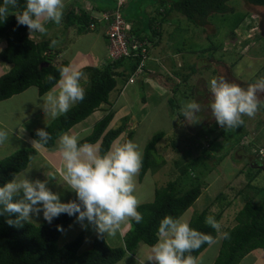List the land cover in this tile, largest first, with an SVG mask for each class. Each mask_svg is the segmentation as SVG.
Here are the masks:
<instances>
[{"label": "rangeland", "instance_id": "obj_1", "mask_svg": "<svg viewBox=\"0 0 264 264\" xmlns=\"http://www.w3.org/2000/svg\"><path fill=\"white\" fill-rule=\"evenodd\" d=\"M158 3V0H127L123 14H127L129 18L140 24L145 22L147 25L146 9L150 4L159 5ZM229 4L234 7V12L211 14L205 27H198L187 20L184 15L176 11L170 12L168 7L165 8L164 12L167 16L170 12L169 21L164 23V20H160V22L164 23L165 29L173 31L174 42L170 49L183 50L181 59L183 65L179 62L178 71L160 70L155 72L158 75V80L165 84V87L164 85L157 86L158 90L162 88L161 91H158L160 96L157 100L154 99L147 104V115L142 116L140 113L143 106L141 101H138L133 109L141 120V124L136 125L133 132V141L140 144L143 154L146 144L156 132L164 131L166 133L158 144L157 151L160 157L154 155L155 158H159L160 167L151 168L142 184H139V175L137 177V190L142 202L152 200L154 186L161 188L172 180H179L180 190L190 187L191 179H179L181 176L176 164L177 161L186 160L185 157L189 152L193 157L200 159V173H205L202 176L204 185L200 197L182 216L190 220L196 212L207 209L208 216H214L221 223V232H226V229L232 227L236 222L237 210L244 204L243 197L238 195L237 191L242 189L252 177H254L253 184L264 185V162L253 150L264 145V108L254 118L244 117L247 133L241 137V140H236L237 132L241 130V127L230 129L226 135H222V128L214 120L209 108L212 98L209 81L213 77H224L229 82L238 83L242 87H247L258 78L264 77V7L250 4L246 0H230ZM129 5H131L130 8H128ZM162 7L164 8V6ZM161 26L156 27L161 28ZM91 33L93 34L90 36L77 38L74 47L70 49L72 41L75 40L74 36L70 38L69 33H61L54 39L58 41L55 47L65 46L64 50L69 49L67 52L70 51L71 58V53L74 50L86 49L89 39H93L95 34L102 36L99 31ZM161 33L163 34V29ZM56 62L60 63L61 60H56ZM88 73L87 71V75ZM118 81L121 84L126 82L123 79ZM87 83L89 85V82ZM134 87L137 92L140 89V95L144 94L145 89L141 90L140 85L137 84ZM34 91L36 90H29L22 95L16 94L5 103L10 102L11 108L20 110L25 107L26 103L32 105L39 98ZM115 91L111 92L112 99L118 96ZM170 97L177 101L176 109L170 105L168 101ZM25 99L28 101L23 103L22 100ZM188 101H196L202 106L199 123L189 124L183 116H180L182 105ZM5 109L6 106L0 105V113ZM26 117H28L26 113L18 112L8 115V122L10 126H13ZM33 123L34 121H31L29 125L30 130L40 128L35 127ZM131 125H127V131L134 129L128 128ZM0 128L4 127L0 125ZM211 129L213 130L211 131ZM83 132L80 131V133ZM24 139L26 142L17 139L9 132V139L4 144H0V159L17 149L33 146L30 140L34 138L31 135ZM208 144L211 145L210 148H206ZM258 166L261 167V172L255 174L259 169ZM155 171L157 172L155 173ZM23 175L31 181L36 179L46 181V186L60 195L61 202L66 203L75 198V193L67 188L57 172L49 176L41 174L40 169L33 163ZM194 176L195 174L192 177ZM219 194L222 195L220 199L218 198ZM75 220L62 233L59 245L65 244L84 232L86 244L82 246L81 250H87L96 235L93 226L87 218L82 222L85 227H82V223L77 220V215ZM30 221L40 224L43 221V210L41 209L38 218L33 216ZM126 232L127 229L124 234L118 233L115 237L106 236V240L110 246L123 245ZM221 239L216 245L206 248L199 257L201 264H213L221 247ZM148 247L149 245L146 243H140L134 253H127L117 264H137L136 256L142 257ZM129 254L131 255L129 256ZM145 264H152V262L145 261ZM240 264H264V250L252 251Z\"/></svg>", "mask_w": 264, "mask_h": 264}, {"label": "trees", "instance_id": "obj_2", "mask_svg": "<svg viewBox=\"0 0 264 264\" xmlns=\"http://www.w3.org/2000/svg\"><path fill=\"white\" fill-rule=\"evenodd\" d=\"M229 1L165 0L163 2H170L169 11H176L184 15L194 25L205 27L211 14L234 12V7L229 4ZM246 1L264 7V0ZM91 2L100 12L115 9V0H91ZM25 3L26 0H18L19 7L13 9L9 6V9L14 13L20 12L25 7ZM94 20L86 12L76 14L75 3H72L64 12L63 34L68 33L71 26L78 24L83 26L82 29L89 30L88 25ZM155 21L154 18L148 19L146 25L148 31L132 30L130 35L141 39L148 38L152 43H155V37L158 36L161 39L162 36L160 30L155 27ZM2 37H6L8 45L0 52V59L6 63H12L13 67L0 76V101L20 94L31 86L38 87L40 94L44 95L55 83V81L46 82L45 77L52 75L58 80L59 69L69 64L67 60L56 62V58L62 50L50 47L53 39L36 42L29 37L26 26L17 25L15 15H9L6 22L0 20V38ZM138 64V57L122 56L110 60L107 65L101 68L88 67L89 85L85 90V99L83 102L75 104L67 114L54 119L45 128L52 136L46 148L53 147L59 134L85 120L102 104L108 103L112 106L110 95L116 89L118 80H129ZM142 99L144 101L146 99L145 91L142 94ZM168 101L174 109L177 108L178 103L173 97H170ZM114 115L115 111L111 108L95 123L91 134L86 137V140L93 144L100 141L101 152L106 151L127 128L128 118L119 127L109 129ZM229 130L222 129L221 134L226 135ZM133 132V130L127 132L128 136L125 141L133 140ZM237 133L236 140H241V137L247 133L245 126H241V130H238ZM165 135L164 131L156 132L146 144L143 167L139 173L140 180H143L151 168L160 167L161 162H158L159 158H157L159 156L157 144ZM31 136L38 139L36 132L31 133ZM37 154L38 150L35 147L28 146L0 159V186L25 170ZM185 158L186 160L177 161L176 164L181 176L179 179H191L190 187L180 190L179 180H172L165 186L156 189L153 201L141 203L138 210L143 214V222L140 224L135 221L130 222V229L124 236L123 245L110 246L106 238L98 239L95 236L92 247L82 251L81 248L85 241L83 232L65 244L59 245V239L63 232L57 230V225L62 226L65 230L73 223L78 213L73 216L61 213L59 216L53 217L51 224L43 219L40 224L28 221L20 227H12L6 223V219H16L15 215H4L0 216V264H117L127 253H134L140 243L153 245L157 240L160 220L166 215L182 216L202 193L204 185L202 176L205 173H200V159L193 157L189 152ZM260 168L255 174L261 172ZM194 174L195 176L192 177ZM248 175H250L249 172ZM253 180L254 177L250 178L244 187L237 191V194L243 197L244 204L235 216L236 225L226 229L229 238L222 239L219 253L213 264H240L242 259L255 249H264V185L253 184ZM221 196L219 194L218 198L220 199ZM73 199L75 198L70 200ZM206 217H208L207 209L196 212L190 219L191 227L217 237L218 233L205 224ZM207 247H209L207 244L203 245L193 255L199 257Z\"/></svg>", "mask_w": 264, "mask_h": 264}, {"label": "clouds", "instance_id": "obj_3", "mask_svg": "<svg viewBox=\"0 0 264 264\" xmlns=\"http://www.w3.org/2000/svg\"><path fill=\"white\" fill-rule=\"evenodd\" d=\"M9 6L19 7L18 0H2L0 20L6 22L9 15H15L18 26H26L29 37L33 34L47 35L49 23L60 25L66 8L65 0H26L20 12H10ZM52 40L50 47L57 46ZM46 82L55 81L39 103L44 114L56 119L67 114L77 103L83 102L86 91L82 81L87 82L86 73L68 64L59 69V79L48 75ZM211 101L209 108L216 123L222 129H237L244 125V117L254 118L264 108V77L258 78L247 87L229 82L224 77H213L209 81ZM202 106L196 101L184 103L180 109L187 123H199ZM90 131L83 133L64 132L59 134L57 173L75 193V199L61 202L60 195L50 190L46 181L29 180L23 174L0 186V216L15 215L16 219H6L12 227L39 217L51 224L53 217L61 213L73 216L78 213L81 223L85 218L92 224L98 239L115 237L122 233L131 221L143 222V214L138 210L142 200L138 195L137 177L143 167V149L140 144L129 139L114 143L106 151L86 140ZM38 139L30 140L37 149L44 148L51 141V134L44 128L36 130ZM22 138V137H20ZM9 139V132L0 128V144ZM205 224L217 233V237L191 227L184 216H164L158 225L156 243L149 246L143 256H136L137 264H201L193 255L203 245H216L219 239H228L229 233L221 232V223L214 216L205 218ZM82 227H85L82 223ZM57 230L64 232L62 226ZM131 254H129L130 256Z\"/></svg>", "mask_w": 264, "mask_h": 264}, {"label": "crops", "instance_id": "obj_4", "mask_svg": "<svg viewBox=\"0 0 264 264\" xmlns=\"http://www.w3.org/2000/svg\"><path fill=\"white\" fill-rule=\"evenodd\" d=\"M163 1H165V0H158L159 5H157V4L151 5L150 4V6L146 9V12H147V18L146 19H152V18L156 19L155 25H157V22L159 23L160 20H164V23L165 22L167 23L169 21L168 18L170 17L171 11L169 12V14L167 16V14L164 12V10H165V8L170 7V2L164 3ZM65 3H66V8L70 4L75 3L76 14H79L81 12L82 13L86 12L90 16L91 15L92 16H100V13H101L97 9L93 8L94 4L91 2V0H65ZM90 6L92 7V10H87V8H89ZM162 6H164V8ZM130 7H131V5H129L128 8H130ZM131 10H132V8H131ZM10 12H12V11H10ZM124 16H125L124 17L125 19H127L129 22L132 23V26H133L132 30L136 31V30L141 29V30H147L148 31V29L146 28L145 22L140 24L137 21L129 18V16L127 14ZM164 23L161 24V22H160V26L161 25L162 26H161V28H159V30H160V32H162V29H163V34L161 33L162 34L161 39H159L160 37L158 38V36H157V39H155L156 40L155 43H153V49L151 50V59L147 63V68H146L145 73L140 75V77H138L137 80L133 83L126 81V82H124V84H121L118 81L117 87L115 89L116 90L115 93L116 94L118 93V96H116V98H114V99H112L113 97H110V101L113 103L112 106L108 103L102 104L89 117H87L85 120L77 123L70 130H68L66 132L75 134V133H80V131L88 130L91 133L95 123L97 121H99L111 108H112V110L115 111V115H114V118L108 127L109 129L119 127L124 122V120L126 118H128L127 125L132 124L128 128H131V129L134 128L133 131L135 130L136 125L141 124V120L138 118L139 116L137 114H135V112L133 111L134 107L138 104L137 102L141 101V104L143 105L141 110H140V113H142V116L147 115L148 114V111L146 109L148 106L147 104L150 103L152 100H154V99L157 100L159 98L160 95L158 94V91L159 90L161 91V89H162V88H160L158 90L159 86L161 87L162 85H164V87H165V84H163L161 81L158 80V75H156L155 72L160 71V70H166L167 72L168 71L171 72V70H177L178 71V67L180 64L179 62H181V64L183 65V63H182L183 61L181 60L183 58V50H178V49L171 50L170 49L172 43L174 42L173 31L165 29L163 26ZM46 27L48 28V34L47 35L33 34L31 36V38L34 39L36 42L48 40L50 38L54 40L57 38L58 35H60L61 33H64V23L63 22L60 25H56L54 23H49L46 25ZM82 27L83 26L81 24H78V25L71 26L69 28L68 33H69L70 38L74 36V39H75L74 41H72V44L69 47V49L71 47L72 48L74 47L77 38L84 37V36H90V34H93L91 32L99 31L102 36H100L99 34H95L94 35L95 37H93V39L92 38L89 39L87 48L86 49L78 48V49L74 50L71 53V58H70V53H69L70 51L67 52L69 49L64 50L65 46L64 47L60 46L62 51L57 56L56 60L57 61L67 60L69 62V64L71 63L74 66L82 69L83 71H85V73L87 75L88 67H98V68L104 67L105 65H107V63L111 59H109V57H108L109 40L105 34L104 25H102L101 27H99L97 29H93V30H91V29L85 30L84 28L82 29ZM174 30H175V28H174ZM28 34H29V32H28ZM7 45H8V40L6 39V37L0 38V52L3 49H5L7 47ZM67 55H68V57H67ZM179 59H180V61H179ZM12 67H13L12 63H9V62L6 63V61H3L0 59V76L5 74V72L10 71L12 69ZM159 77H161V76H159ZM88 80H89V75H87V82H89ZM87 82H84V81L81 82L82 85L84 86L85 90L88 87ZM137 84L140 85L141 89L142 88L145 89V97H146L145 101L142 99V95H140V92H139L140 89L137 92L135 87H134ZM29 90H36L34 92H36V94L39 96V98H37L36 102L32 105L26 103L28 101V99L22 100L23 103H26V104L24 105L25 107L20 109V110H15V109L11 108V106L9 105L10 102L5 103L8 100L10 101V99H12L13 96H12V98H8V99L0 101V105L6 106L5 111L0 113V125L3 126L4 129L9 131L17 139L23 140L25 142H26V140L24 138H26L28 135H31V133L36 132L37 129H40V128L45 129L49 125L50 121L52 120L48 115L44 114V112L41 108H39V103H42L41 98L44 95L40 94L38 87L31 86L27 90H25L24 92L20 93V95L29 92ZM18 112H24L28 115V117H26L25 119H21L20 123H18L16 125L10 126V124L8 122L9 121L8 115L16 114ZM2 115H4V116H2ZM31 121H34L33 124H35V127H40V128H35L34 130H30L29 125H30ZM43 122H44V124H43ZM127 132L128 131L126 128L123 132H121L122 134L120 136H118V138L113 142V144L125 141V139L127 137L126 135H128ZM20 137H22V138H20ZM57 141H58V139L56 140L55 145L51 148L45 147V148L37 149L33 145L38 150V154L31 160L28 167L25 170H23L22 172H20L19 174H24V172H27V170H29L31 168L33 163L36 165V167L38 169H40L41 174H45V175L49 176L52 173L57 172V163H58V157H59ZM158 144H157V150H158ZM94 145H96L100 149V141H98L97 143H94ZM235 168H236V166H235ZM149 171L150 170H148V172ZM156 172L157 171H155V173ZM147 173H146L145 177L143 178V180H140V178H138L139 184H142L144 182V180L146 179V176L148 175ZM158 188L159 187H157V186L153 187V189H152L153 198L151 201L154 200L155 194H156V189H158ZM147 202H150V201H147ZM142 203H144V202H142ZM241 207L237 210V213L241 209ZM203 210H205V209H203ZM203 210H201V211H203ZM77 216H78V214H77ZM75 221L76 220H74L73 223ZM234 225H236V222L232 225V227ZM129 227H130V223L124 228L122 234H124L125 229H127V231H128L130 229ZM61 236H60V238H61ZM95 236H94V238H95ZM94 238H93V240H94ZM221 242H222V239H221ZM85 244H86V236H85V241H84L83 245H85ZM123 244H124V239H123ZM91 245H92V242L88 245L89 248L92 247ZM259 249H261V248H259ZM205 250H206V248H205ZM255 250H257V249H255ZM262 250H264V249H262ZM203 252L199 255V257L203 254ZM251 253L246 255L244 258L249 256Z\"/></svg>", "mask_w": 264, "mask_h": 264}, {"label": "built area", "instance_id": "obj_5", "mask_svg": "<svg viewBox=\"0 0 264 264\" xmlns=\"http://www.w3.org/2000/svg\"><path fill=\"white\" fill-rule=\"evenodd\" d=\"M126 3L127 0H115V9L101 12L100 16L91 15L95 20L88 25V28L93 30L104 25L105 34L109 40V59L115 60L122 56H135L139 58V64L133 74L130 75L131 77L128 81L133 83L140 75L145 73L147 63L151 59L153 43L148 38L141 39L130 35L133 26L131 22L124 18L125 16L123 14ZM93 8L95 9L94 5ZM87 10H92V7L90 6ZM159 25L160 22H157L156 26ZM156 28L159 30L158 27ZM209 147L210 144H208L206 148ZM253 150L257 152V156L260 160L264 162V145H260L258 149Z\"/></svg>", "mask_w": 264, "mask_h": 264}, {"label": "flooded vegetation", "instance_id": "obj_6", "mask_svg": "<svg viewBox=\"0 0 264 264\" xmlns=\"http://www.w3.org/2000/svg\"><path fill=\"white\" fill-rule=\"evenodd\" d=\"M260 29V28H259ZM259 34H260V32H259Z\"/></svg>", "mask_w": 264, "mask_h": 264}]
</instances>
